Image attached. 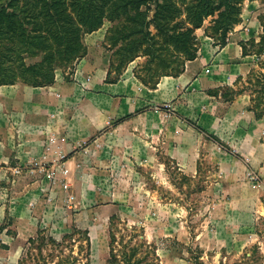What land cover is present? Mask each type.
I'll list each match as a JSON object with an SVG mask.
<instances>
[{
  "label": "crops",
  "instance_id": "1",
  "mask_svg": "<svg viewBox=\"0 0 264 264\" xmlns=\"http://www.w3.org/2000/svg\"><path fill=\"white\" fill-rule=\"evenodd\" d=\"M104 34L99 28L85 35L86 52L71 74L59 71L51 83L39 86L0 84V223L14 218L13 237L26 241L43 224L68 217L77 222L62 194L51 204L41 184L29 177H19L11 186L8 163L43 156L67 155L69 179L87 207L97 194L92 188L109 187L113 175L115 187L123 191L122 206L126 201L121 198L134 195L132 184L143 170L150 175L162 171L164 157L190 176L203 163L215 165V180L249 209L247 170L264 183V112L255 116L247 91L230 100L221 96L225 87H240L253 67L241 61L246 41L228 36L224 46L215 48L196 35V57L186 60L179 73L161 75L150 86L135 74L137 58L110 78L109 59L99 48ZM81 143H87L86 152L77 150Z\"/></svg>",
  "mask_w": 264,
  "mask_h": 264
},
{
  "label": "rangeland",
  "instance_id": "2",
  "mask_svg": "<svg viewBox=\"0 0 264 264\" xmlns=\"http://www.w3.org/2000/svg\"><path fill=\"white\" fill-rule=\"evenodd\" d=\"M262 13L264 0H244L241 20L229 32L228 38L235 37L239 43L247 42L253 37L258 39L262 31L259 19ZM206 24L207 21L195 30L196 35L219 48L212 37L205 36ZM110 26L111 22L105 19L99 28L106 34ZM89 33H84L83 43L85 35ZM104 39L99 48L109 59L110 78H115L119 73L113 67V49ZM240 51L243 52L242 46ZM242 54L241 61L253 65L252 74L264 72L262 59L256 62L258 57L252 49L247 50L245 56ZM81 57L68 67L55 69L54 76L59 71L73 73ZM144 61V56H138L134 66L142 76H145ZM254 78L252 76V83ZM240 87H248L246 90L252 96L257 94L253 90L254 86L245 81H242ZM52 142L49 140L48 144ZM86 144L77 145V150L86 152L83 149ZM66 156H43L30 159L26 163L7 164L12 187L19 177H29L41 184L42 192L46 193L45 197L51 204L62 194L64 205L72 208L69 213L75 214L77 222L73 223L74 218L68 217L62 223H48L46 226L43 224L39 229V237L42 239L30 242L28 239H15V219L5 217L0 223V264H56L58 259L70 254L69 259L77 256V263L81 264L82 252H78L77 242L71 245L66 241L61 246H54L49 240L51 237L60 241L61 236L69 232L74 224L80 230L89 229V264H107L110 231L115 236L112 247L118 258L113 264H119L122 252H129L132 244L137 245L132 258L138 259L136 264H252L255 261L264 264V183L252 169L247 170L245 175L249 189L245 190L244 195L249 197V209L235 199L239 196L223 189V183L218 180L215 172V165L203 163L201 171L196 176H190L178 171L175 161L164 157H160L162 171L150 175L143 170L138 180L132 184L134 195L121 198L126 201L122 206L119 207V193L123 191L115 187L113 175L109 187L104 188L102 183L92 188L91 191L97 194L91 198L90 207H87L78 197L77 186L69 179ZM85 162L83 161V165ZM216 178L218 179L215 180ZM130 185H127L129 190ZM84 190L87 194L89 186H85ZM162 201H166V204H162Z\"/></svg>",
  "mask_w": 264,
  "mask_h": 264
},
{
  "label": "trees",
  "instance_id": "3",
  "mask_svg": "<svg viewBox=\"0 0 264 264\" xmlns=\"http://www.w3.org/2000/svg\"><path fill=\"white\" fill-rule=\"evenodd\" d=\"M244 0H0V84L23 83L39 86L53 81L54 70L65 68L85 52L84 33L98 29L105 19L111 22L104 41L113 49L117 73L138 56H144L145 76L135 74L144 83L153 86L155 76L179 73L186 60L196 57L199 41L195 30L205 21L204 32L219 46L227 42L229 32L241 20ZM262 31L257 38L242 43L243 53L254 51L264 67V13L259 16ZM113 59V60H114ZM253 68V67H252ZM245 82L253 85L249 108L256 117L264 112V72L252 74ZM254 78L252 83L251 78ZM248 87H225V100L247 91ZM252 90V91H253ZM250 91V93H252ZM217 94L218 91H211ZM40 230L33 242L42 239ZM54 246L77 242L82 252L81 264H89L91 242L87 231L72 226L60 241L49 237ZM115 236L109 232L107 264L117 261L112 247ZM67 246V245H66ZM71 247V246H70ZM136 244L129 252L123 251L119 264H136ZM71 249V248H70ZM70 255L56 264H78L77 256ZM83 258V259H82ZM252 264H259L255 261Z\"/></svg>",
  "mask_w": 264,
  "mask_h": 264
}]
</instances>
